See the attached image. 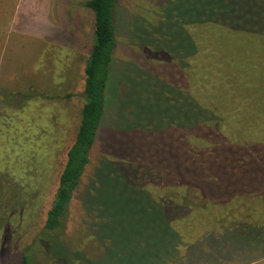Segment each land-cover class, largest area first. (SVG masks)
<instances>
[{"label":"rangeland","instance_id":"obj_1","mask_svg":"<svg viewBox=\"0 0 264 264\" xmlns=\"http://www.w3.org/2000/svg\"><path fill=\"white\" fill-rule=\"evenodd\" d=\"M86 1L0 0V264L255 260L264 242V37L209 41L193 15L186 18L187 0H117L116 49L90 162L63 230H40L84 104L93 43ZM252 24L238 26L264 35L261 22ZM205 45L220 49L201 59L213 85L189 87L182 78L201 66L192 49ZM234 68L253 79V91L238 89ZM186 136L210 141L190 166L176 150ZM19 199L26 205L5 217ZM183 203L194 209L189 234L182 223H165ZM241 248L248 253L239 256Z\"/></svg>","mask_w":264,"mask_h":264},{"label":"trees","instance_id":"obj_2","mask_svg":"<svg viewBox=\"0 0 264 264\" xmlns=\"http://www.w3.org/2000/svg\"><path fill=\"white\" fill-rule=\"evenodd\" d=\"M187 1L188 2L185 1L186 18H189V16L193 15V19H195V21L192 23H196L198 25L201 24V26H199L200 30L206 34V38L208 40L210 38H213L214 40H220L226 37H234V40H238L240 37H247V39L253 38L255 36L264 37V35L256 31H251V29L247 26H238L241 25L243 21L247 20L253 23L252 25L261 22L262 26H264V0H195V3H198V6L196 7H200V13L198 16L194 15L195 13L193 12L191 13V9L189 8V3L191 0ZM116 4L117 0H87L84 3L85 8L89 9L93 14V43L84 68V104L81 109L79 124L77 126L74 138L65 152L62 168L59 171L55 181L49 207L47 209L44 222L40 227V230L42 229V231H55L56 233L63 230L67 206L72 198L73 192L79 185L80 179L84 174L85 169L90 162V155L96 143L100 125L103 121L106 103V90L110 79L109 67L116 49L114 28V12ZM195 5L196 4H194L192 7L194 8ZM256 26L253 29L256 30ZM262 32L264 34V29H262ZM204 47L205 48L192 49L195 55L194 59H196L195 64L197 61L199 63L202 58H205L206 54L210 56L212 51H220V49L217 50L213 47L209 48L210 46L208 45H205ZM192 50L190 49V52ZM211 58H214V53L211 54ZM213 64L214 63H210L209 67H213ZM195 66L197 71L189 74V78H182L183 80L185 79L188 81L189 87L193 86L192 83H199V85H206L209 83L213 85V80L211 78L208 77L206 79V76H210L211 74L204 71L203 68L205 66H203V62L201 61L200 68L197 67V65ZM227 66H229V64H227ZM237 70L240 69H232L233 76H236L237 78L233 80L234 84H237L238 89L241 91H253L255 89L253 79H242V77H239ZM196 73L199 75L198 78L195 76ZM196 88L197 87L192 88V91L194 92ZM197 91L198 95L201 96L203 95L204 89L198 88ZM257 101L258 99H255L253 105L256 104ZM233 103L235 105L238 104L237 101H233ZM197 107L199 106L196 105L195 108ZM184 111L186 112L185 115H192V111H190L191 113L188 112L189 110L187 111V109ZM197 116L198 115L194 113L195 120H197ZM189 118L193 120L191 117ZM190 137H195L194 133ZM182 140L184 142V147L180 145V150H176L177 152L180 151V159L184 158L186 162H188L186 165L189 166L194 165L196 158L200 157L198 151L199 149H202L201 146H203V149L205 148L204 150H206L210 144L208 137H203V139H201V137L198 136L196 140H193L186 136ZM165 148L168 150L167 146H165ZM243 168L245 167L243 166ZM239 170L240 169L236 167L233 169V172H238ZM49 173H51V170ZM215 180H218V178ZM15 188L16 194L21 196L20 193H22L21 191L24 188ZM48 189L49 187H47L46 193L48 192ZM242 189L244 190L245 188L242 187ZM24 200L25 201H23V199H19L17 204L15 201L16 205L12 209L8 207L5 217L20 211L27 203V200ZM174 208H176V206H174ZM39 209L40 204L35 210L36 214L40 212ZM181 209V213L175 212V218L168 217V220L165 223L172 224L173 221L179 222L180 225L182 223L181 230H187V234H189V231L196 230L193 221L190 219V215L193 213L194 209L188 207L186 203L182 204ZM238 215H240V213H238ZM38 220L39 219H37V221ZM261 223L262 226H264V219H261ZM57 254L55 253V257L53 258H57ZM59 259H61V256H59ZM70 263L71 260H68L65 261L64 264ZM21 264H26L25 258L22 259Z\"/></svg>","mask_w":264,"mask_h":264},{"label":"crops","instance_id":"obj_3","mask_svg":"<svg viewBox=\"0 0 264 264\" xmlns=\"http://www.w3.org/2000/svg\"><path fill=\"white\" fill-rule=\"evenodd\" d=\"M263 248H264V242L263 243H261V244H259L258 246H257V249L256 250H260L261 252V254L257 257V258H255V260H253V261H251V262H249V263H246V264H264V251H263ZM257 253L259 252V251H256ZM243 253H248V251L247 250H243L242 248H241V250L238 252V255L239 256H243ZM229 259H226V261H228Z\"/></svg>","mask_w":264,"mask_h":264}]
</instances>
